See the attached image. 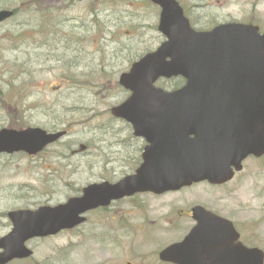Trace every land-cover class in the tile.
Returning a JSON list of instances; mask_svg holds the SVG:
<instances>
[{
	"label": "rangeland",
	"instance_id": "obj_1",
	"mask_svg": "<svg viewBox=\"0 0 264 264\" xmlns=\"http://www.w3.org/2000/svg\"><path fill=\"white\" fill-rule=\"evenodd\" d=\"M23 1L27 0H0V9L20 6ZM30 2L0 24V89L9 104L3 112L10 121L14 117V125L20 122L18 118L48 125L52 109L54 124L69 131L54 150L67 156L74 170L70 180L56 179L64 173L61 170L48 172L50 182L57 180L56 184L41 185L40 175L49 167H58V158L48 153L47 158L35 163L18 155L0 160L6 163L0 166L7 172L0 173V185L7 189L0 196V236L11 229L3 212L13 207L16 195H32L40 187L42 201L51 196L63 203L81 195V187L103 178L116 181L128 168H135L127 165L124 157L127 151L135 155L139 150L134 141L122 144L121 140H128L125 123L112 116L111 108L129 95L118 82L121 73L164 40L158 30L156 9L145 5L144 0ZM182 2L198 29L240 21L255 23L264 31V0ZM49 18L56 20V31L42 32ZM38 98L40 113L24 118L22 103ZM196 203L231 218L242 233V241L264 250V157H251L244 169L224 185L203 182L161 197L137 194L116 202L114 205L123 211L118 220L130 221L134 229L122 230L109 246L103 244L97 228L98 214L92 213L91 221L76 231L35 239L30 244L34 249L32 260L10 264H123L126 260L159 264V251L179 241L192 223L178 210L190 209Z\"/></svg>",
	"mask_w": 264,
	"mask_h": 264
},
{
	"label": "water",
	"instance_id": "obj_2",
	"mask_svg": "<svg viewBox=\"0 0 264 264\" xmlns=\"http://www.w3.org/2000/svg\"><path fill=\"white\" fill-rule=\"evenodd\" d=\"M153 1L163 6L159 30L168 40L121 76V83L133 94L114 109L151 142L145 162L117 183L87 186L83 196L67 204L12 214L15 227L0 239L4 248L0 264L29 256L31 250L24 246L28 237L73 227L84 220L80 213L113 198L177 190L206 179L224 183L232 179L233 167L242 169L249 154L264 153V34L258 26L242 23L196 31L175 0ZM12 14L0 11V21ZM216 38L224 44L214 47ZM234 69L239 74L232 73ZM177 74L185 75L188 82L176 92L153 85L161 76ZM132 109L142 112L132 115ZM172 109L178 113L166 112ZM61 135H47L39 129H2L0 152L35 153ZM193 211L197 226L183 242L163 251L164 259L178 264H263L262 250L235 244L240 234L230 220L202 206Z\"/></svg>",
	"mask_w": 264,
	"mask_h": 264
},
{
	"label": "flooded vegetation",
	"instance_id": "obj_3",
	"mask_svg": "<svg viewBox=\"0 0 264 264\" xmlns=\"http://www.w3.org/2000/svg\"><path fill=\"white\" fill-rule=\"evenodd\" d=\"M150 6L156 8V10L158 11V13L161 11V8L157 5L154 4L152 2L149 3ZM51 24V23H50ZM53 24V23H52ZM51 27H53L51 25ZM54 29V28H53ZM52 30V29H51ZM180 80L183 83L185 82V79L181 78V77H175L172 79H168V80H162V82L165 83H169V86L171 84L172 88H169V86H166L169 89H175L174 86L176 85L175 81ZM25 98H26V93L24 92ZM37 106L41 107V102H40V98H38V100L29 102L28 100H26V102L22 103V108H21V114L22 116L25 118H32L35 115H37L38 113H40V109H37ZM9 108V104L6 100L4 99H0V110H1V115H0V130L2 128L8 127V128H15V129H25L27 127H40L43 128L45 130H47L48 132H56L59 130H66V134L65 136L69 133L67 128H61L58 127L56 124H54L53 121V114H52V109L49 110V120H48V125L47 124H42V123H33L30 124L29 122H27L26 120H23V122H21V120L18 118V124H13L14 121H12L14 119V117L11 119L8 117V115H6L3 110L4 109H8ZM36 112V113H35ZM25 115V116H24ZM17 117V115H16ZM9 122H7L6 124L3 122L4 120H7ZM3 122V123H2ZM121 122H124L121 120ZM125 124V130H126V135H127V139L128 140H121V142H123L122 144L124 146H126L128 144V141H134L135 142V149L139 150L138 153H135V155H133L130 151L128 152V156H125V160H128L127 165L128 164H133L136 165L135 168H128V171H126V173H124L123 175L132 173L136 170L138 164L141 163L142 159V152L145 148V146L148 144L147 140L144 137H139L136 136L134 133V129L132 127L131 124H128L126 122H124ZM62 140V139H61ZM61 140L52 143L48 146H46L43 150L35 153V154H30L29 152L26 151H19V152H14V153H1L0 154V160H2L3 162H5L7 159H9V157L13 158L14 156L18 155V156H22L24 158L27 159L28 163H35L36 161L42 160L47 158V154L49 153L50 157L52 158H58L60 160V162H57V166L58 167H49L47 170H45L46 174L43 173L40 175V179L39 182L40 184H48V185H53L56 184L57 180H70L71 177L73 176V170L74 167L73 165L69 162H67V160H69V158L67 156H62L63 153H57L54 149L55 146L58 142H60ZM131 143V142H129ZM53 147V148H52ZM130 148V147H129ZM128 148V149H129ZM51 149V150H50ZM125 160H123V162H125ZM1 162L0 164L5 165L6 163ZM3 165L0 166V173L1 174H6V171H3L5 169V167H3ZM132 169V170H129ZM57 170H61L64 173L59 174V177L56 178V182H50V176L47 175L48 172H52V171H57ZM103 179H107L110 180L108 178H103ZM67 185H69L67 183ZM7 189L5 188V186H1L0 185V196L6 194ZM43 192V191H42ZM40 187L39 188H35V192L32 195H16L15 196V201L13 203V207L10 208L8 211L3 212L4 215H6L9 219L10 222L11 218L9 217V213L11 211L14 210H26V209H37L43 205H50L52 203L57 204V200H55L53 197L49 196V199L42 201L41 200V194H42ZM153 195V194H152ZM154 196H164L163 195H154ZM122 200V199H121ZM19 201V203L17 204V202ZM120 200L114 201L112 203H110L107 206H101L98 207L96 209L90 210L86 213V221L82 224H88L91 221V214L92 213H97L99 218L96 220V222L98 223L97 228L100 230L101 233V238H102V242L103 244L109 246V243L115 242L116 237H120L121 231L122 230H128L129 232L133 231L134 226L133 224L126 220V221H120L118 220V218L120 217L121 213L123 214V211L121 209L120 206H116L114 205L116 202H118ZM193 207V206H192ZM192 207L190 209H185V210H178V213L180 214H184L185 216L191 218L192 223L190 224V229L197 223L195 220L192 219ZM169 222L173 223L172 220L167 219ZM80 227V226H78ZM78 227H75L71 230H68L69 232H73L76 231ZM189 229V230H190ZM185 236V235H184ZM35 239H32L28 242V244L30 245ZM106 250H108L106 248ZM123 264H134L132 261L126 260Z\"/></svg>",
	"mask_w": 264,
	"mask_h": 264
}]
</instances>
